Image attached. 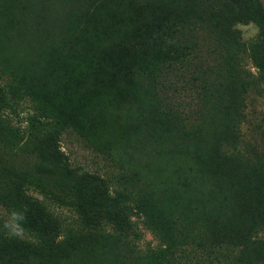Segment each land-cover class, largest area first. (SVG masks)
I'll use <instances>...</instances> for the list:
<instances>
[{
	"label": "rangeland",
	"instance_id": "rangeland-1",
	"mask_svg": "<svg viewBox=\"0 0 264 264\" xmlns=\"http://www.w3.org/2000/svg\"><path fill=\"white\" fill-rule=\"evenodd\" d=\"M237 2L0 0V114L5 115L4 123L0 121V201L29 222L38 220L19 197L24 175L18 173L38 174L31 170V154L39 157V167H47V143L58 139L67 164L82 179L55 173L47 179L43 172L37 179L50 189L45 201L54 205L63 226L79 215L68 203L100 201L102 209L111 211L112 201L100 198L103 181H108L110 192H121L148 224L146 228L132 216L141 235L134 240L138 251L129 254L128 247L97 232H77L43 251L14 248V257L25 264H202V242L246 239V252L234 264L263 261L264 90L255 89L260 85L253 86L251 78L237 81L230 70L235 61L257 74L247 48L257 26L236 19L245 12L257 16L260 6L256 0ZM129 15L138 21L137 27L125 23ZM121 19L123 32L116 27ZM185 25L210 31L215 44L228 51L222 66L230 73L221 72L223 78L227 74L235 79L222 78L226 86L218 93L211 84L205 86L210 93L203 102L201 95H181L187 104L182 117L190 116L195 103L201 105L193 121L162 113L153 97L124 82L95 81L104 62L111 72L148 57L169 60L172 55L162 44ZM240 41L245 43L241 47ZM257 51L264 61V41ZM65 71L72 77L79 72L80 81H58L56 74ZM124 78L132 86V78ZM43 107L64 113L63 121L71 122L73 129H63L68 122L60 120L49 129H37L31 141L14 133L26 126L27 117L48 114ZM236 122L241 123L240 135ZM223 144L242 152L246 145L247 156L223 152ZM25 193L43 198L33 185ZM0 217L9 223L1 208Z\"/></svg>",
	"mask_w": 264,
	"mask_h": 264
},
{
	"label": "trees",
	"instance_id": "trees-1",
	"mask_svg": "<svg viewBox=\"0 0 264 264\" xmlns=\"http://www.w3.org/2000/svg\"><path fill=\"white\" fill-rule=\"evenodd\" d=\"M256 1L258 2V6H260L259 14L254 16L249 12L242 13L236 19V22L242 25L253 23L257 26V35L247 45L248 50L252 54L250 57L257 74L253 75L248 73V70L243 69L235 61L233 68L230 70H234V78L237 81L242 82L244 78H251L253 86L260 85L254 88L262 91L264 90V61L258 57L257 47L264 41V8H262L261 0ZM234 2H237V0H234ZM124 19L126 24L132 26L136 24L134 27H137L138 21L132 15ZM122 20L119 22L116 21V27L121 32L126 29L121 23ZM206 30L208 29L199 28V30H194V28H189L186 25L183 28L174 29L162 44L163 50L169 51L172 55L169 60L154 61L148 57L146 60H137L126 65L124 64L120 68L111 69V72L109 65L104 62L101 64L100 70L95 74V81L99 83L105 78L107 83H111L114 79L117 83L124 82L126 87H136L137 90L141 89L146 95L153 97L157 101L158 108L162 113L170 114L189 123L190 118V121H193V117L199 112L201 105L195 103V105H192L193 111H191L190 116L182 117L187 104H183L184 101L181 95L189 92L195 94L196 97L201 95L199 99L202 98L203 102V98L206 97L208 92L210 93V87L205 86L211 84V86H214L213 91L218 93L226 86L221 80L223 78L221 72L230 73V70L226 72L227 69L222 66L223 63L226 64L228 51L216 45L215 41L211 38L210 31ZM157 32L158 30L155 33ZM155 33H151V35L155 36ZM160 36L159 34L157 38ZM240 43V47L242 44H245L241 41ZM155 46L156 49L161 48L160 44L155 43ZM121 69L125 71L124 74L121 73ZM75 74L74 77L68 76L65 71V74L58 73L56 76L59 78L58 81H64L68 78L72 80L70 84H77L75 81L79 82L82 75L79 72ZM124 77L132 78V86H129L128 81ZM159 77L163 80H159ZM224 77L227 81L235 80L227 76V74ZM168 92L173 93L174 96L168 95ZM173 99H175L174 104L171 101ZM43 108L45 109L46 107ZM45 110H47L48 114L41 115L39 118L33 116L27 117L25 119L26 126L22 129L13 128L14 133L26 138V141H31L33 132L37 129H49L51 126L61 122L60 120H62L60 124L68 122L63 121L64 113L58 115L54 111L50 113L48 111L49 109ZM67 113L69 112L66 111L65 116H69ZM4 116L0 114V121L3 123L5 121ZM240 124L236 122L235 125L238 135H240ZM68 127H72L71 122L62 125L63 129ZM46 148L45 158L48 163L47 167H39L36 163L39 157L31 154L34 156V168L31 167V170L35 173L38 171V174L36 173L37 175L29 176L27 171L23 173L20 169L19 173L16 172L18 175L20 173L24 175L22 182L19 183V197L29 209H33L38 214V220L34 223L29 222L28 219L26 220L21 213L7 202L0 201V208L9 219V223H7L3 217H0V256L4 255V258L0 257V264H25L23 259L19 260L14 257L12 253L14 248L28 247L33 250L43 251L46 248L57 245V243L63 242L68 236L77 232H83L87 235L97 232L102 237L111 239L118 245L128 247L127 254L131 250L138 251L134 240H137L141 234L136 230L135 223L131 218L135 215L141 220L142 225L147 228L146 217L142 213L137 212L121 192L112 189L110 192L108 190V181L102 182L103 188L100 198L110 199L112 201L111 211L102 209V203L100 201H92L86 205L73 206L71 205L72 203H68V206L72 208L74 213L79 215L66 226H63V221L54 211V205L51 206L45 201V194L50 193V189L44 188L43 183L37 178L40 177V173L42 172V175L47 179L52 173L61 174L64 178L73 181H80L82 177L67 164L66 157L59 148L58 139L49 140ZM222 148L224 150L223 152H228L230 155L236 154L239 157L247 156L246 145L241 146L243 152L239 148L238 150H234L233 147L227 144H223ZM9 164L13 169L18 171L13 164ZM48 167L50 169H47ZM260 180L264 185V173H262ZM31 184L37 187L39 192L43 194L42 199L25 193L29 186H32ZM248 242L246 239L239 242L236 241L235 243H211L204 241L202 242V264H231L232 258H234V264L235 261L242 260ZM180 255L186 257L185 254ZM260 264H264V259Z\"/></svg>",
	"mask_w": 264,
	"mask_h": 264
}]
</instances>
